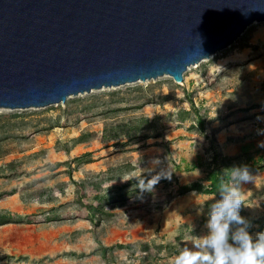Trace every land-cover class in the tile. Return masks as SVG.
<instances>
[{"label": "rangeland", "instance_id": "rangeland-1", "mask_svg": "<svg viewBox=\"0 0 264 264\" xmlns=\"http://www.w3.org/2000/svg\"><path fill=\"white\" fill-rule=\"evenodd\" d=\"M261 39L264 22L250 25L180 84L162 76L45 108L0 109V214L31 222L0 226V264H174L207 232L218 197L184 187L207 185L214 157L230 166L250 158L255 178L242 185L240 215L252 235L264 232V78L246 68ZM84 153L93 162H72ZM162 169L171 180L137 199L140 177ZM99 191L107 199L95 226L79 195L92 203Z\"/></svg>", "mask_w": 264, "mask_h": 264}, {"label": "water", "instance_id": "water-1", "mask_svg": "<svg viewBox=\"0 0 264 264\" xmlns=\"http://www.w3.org/2000/svg\"><path fill=\"white\" fill-rule=\"evenodd\" d=\"M264 22V0H0V109L168 76Z\"/></svg>", "mask_w": 264, "mask_h": 264}, {"label": "clouds", "instance_id": "clouds-1", "mask_svg": "<svg viewBox=\"0 0 264 264\" xmlns=\"http://www.w3.org/2000/svg\"><path fill=\"white\" fill-rule=\"evenodd\" d=\"M264 120V116H257ZM257 135H264V129H257ZM264 147V141L258 142ZM154 163H160L159 159ZM227 175L221 174L218 181L220 198L210 207L207 232L196 236L192 247L183 248L174 264H264V232L252 235L251 221L240 215L243 205L242 185L253 182L255 176L247 165L232 166ZM172 172L162 169L151 178L140 177L137 199L144 193L154 192L161 179L171 180Z\"/></svg>", "mask_w": 264, "mask_h": 264}, {"label": "trees", "instance_id": "trees-1", "mask_svg": "<svg viewBox=\"0 0 264 264\" xmlns=\"http://www.w3.org/2000/svg\"><path fill=\"white\" fill-rule=\"evenodd\" d=\"M192 109L194 110V113L196 115V122H197V126L199 127L200 131H204L205 127H204V120L202 118V116L199 114V111L195 108V106L192 104ZM5 118V117H4ZM212 160V165L213 167H209L208 171L206 173V181H207V185L202 186L200 183H193V185L191 187H184V189L186 190H197L199 192L205 193V194H212L215 195L216 197H218V199L220 198L219 196V192H218V181H219V177L221 174H225L227 175V170L231 168L232 166L228 165L227 163L224 162L223 159H221L220 163H218L217 158L214 157L211 159ZM72 162H74L76 165H80V164H89L91 162H93V159L91 158V153H84L79 157L73 158ZM250 163V158L247 159L245 162L241 163L240 165H247ZM65 162H61V163H55L52 165V170H57L59 167H61L62 165H64ZM238 165V166H240ZM250 172H252L250 170ZM143 176H145V178H151L152 174L151 173H145ZM78 187L81 188V186ZM101 191H99V194L95 195V199L94 201L88 202L85 198L84 193H81V195H79V200L80 203L83 207V209L86 212V215H84L82 218H85L87 220L90 221V223H92L93 225H97L96 221V216L98 213L101 212L103 204H104V200L107 199V197L104 195L100 194ZM14 193H9V194H5L4 196H8V195H12ZM3 195L0 194V198H2ZM88 214V215H87ZM26 219H21L18 217H15L14 215L10 214V213H2L0 214V226L3 225H7V224H12V223H31L30 221H25ZM28 220V219H27ZM106 250V248H102V251L104 252Z\"/></svg>", "mask_w": 264, "mask_h": 264}, {"label": "crops", "instance_id": "crops-1", "mask_svg": "<svg viewBox=\"0 0 264 264\" xmlns=\"http://www.w3.org/2000/svg\"><path fill=\"white\" fill-rule=\"evenodd\" d=\"M257 40V39H256ZM260 46H258L254 51H252L250 55V60L246 65V68H251L255 70V77H262L264 78V41L260 40ZM248 49H245V55L247 56Z\"/></svg>", "mask_w": 264, "mask_h": 264}]
</instances>
